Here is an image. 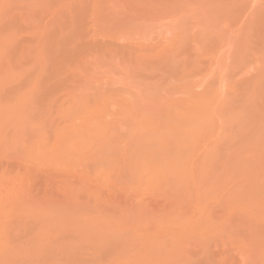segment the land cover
I'll use <instances>...</instances> for the list:
<instances>
[{"label": "rangeland", "instance_id": "1", "mask_svg": "<svg viewBox=\"0 0 264 264\" xmlns=\"http://www.w3.org/2000/svg\"><path fill=\"white\" fill-rule=\"evenodd\" d=\"M263 72L264 0H0V106L28 100L26 109L10 110L16 136L0 117V244L27 241L22 264H264ZM167 131L175 134L169 141ZM147 136L162 137L155 143L166 142L157 149L169 160V147L180 146L171 166L182 159L185 168L172 166L182 176L169 171L159 181L153 170L165 160ZM141 151L161 164L148 171L153 159ZM181 177L188 180L179 197ZM179 202L185 211L174 209ZM28 209L48 216L42 231L36 212V223L16 219V210ZM170 211L176 220L169 216L168 224ZM72 212L86 213L87 229L78 219L74 229L76 216L65 226ZM50 217L66 220L65 228ZM208 222L215 230H206ZM79 231L90 241H79ZM65 235L81 242L76 251Z\"/></svg>", "mask_w": 264, "mask_h": 264}, {"label": "bare ground", "instance_id": "2", "mask_svg": "<svg viewBox=\"0 0 264 264\" xmlns=\"http://www.w3.org/2000/svg\"><path fill=\"white\" fill-rule=\"evenodd\" d=\"M260 68H261V67H260ZM262 69H263V68H262ZM262 71H263V70H262ZM263 73H264V72H263ZM258 76H259V75H258ZM263 76H264V75H263ZM263 76H262V77H263ZM263 79H264V78H263ZM197 98L199 99L198 96H197ZM197 98L194 99L195 101H197V102H195V103H198L199 101H201V103L205 104V103H204L205 101H204L203 99H202V100H203L204 102H202V100H199V101H198ZM200 98H201V96H200ZM194 100H193V103H194ZM26 101H27V102H26ZM27 103H28V100H26V98H17L13 103L9 104L7 107H5V106H0V117H2V118L5 119V121H6V122H5V125H6V126H10V127L13 129V134L17 133V132L20 130V124L18 125V122L13 120V117H14L15 115L12 114V113L10 112V110H17L18 112H20V110H22L23 108H25V109L27 108V105H26ZM29 104H30V102H29ZM191 104H192V103H191ZM198 104L200 105V102H199ZM198 104H197V105H198ZM203 104H202V106H203ZM194 105H195V104H194ZM197 105H195V106H197ZM199 105H198L196 108H198V107H202V106H199ZM187 106H188V105H187ZM187 106H185L186 109H187ZM191 106H192V105H191ZM191 106L189 105L190 108H191ZM185 107L183 108V111H184ZM193 107H194V106H193ZM193 107H192V108H193ZM98 108H99V107H98ZM100 108H101V107H100ZM100 108H99V109H100ZM104 108H106V107H104ZM190 108H189V109H190ZM192 108H191V109H192ZM203 108H204V107H202V108H200V109L202 110ZM194 109H195V108H194ZM194 109H193V110H194ZM96 110H97V109H96ZM103 110H106V109H103ZM187 110H188V109H187ZM196 110H197V109H196ZM198 110H199V108H198ZM206 110H207V109H206ZM183 111H181L180 114H181V116H183V118L185 119V118H186V117H185V114L187 113V111H184V112H183ZM182 112H183V113L186 112V113L183 114ZM186 115H187V114H186ZM167 117H169V116H167ZM170 118H171V116H170ZM173 118H177V116H176V117H173ZM183 118H182V121H181V122L184 123ZM171 119H172V118H171ZM177 119H180V117H178ZM169 120H170V119H169ZM175 120H176V119H175ZM180 120H181V119H180ZM170 121H171V120H170ZM173 121H174V120H173ZM98 122H99V123H98ZM98 122H97V125L101 126V125H100V121H98ZM175 122H176V121H174V123H175ZM178 122H180V121H178ZM185 122H186V121H185ZM27 123L29 124V122H27ZM24 124L26 125V122H24ZM28 124H27V125H28ZM82 124H84V125L86 126L85 122H84V123L82 122ZM95 124H96V123H95ZM32 125H33V124H32ZM32 125H31V126H32ZM31 126H29V127H30L29 129H25V132H26V130H29V131L31 130V131H33V129H32ZM85 126H84V127H85ZM72 127L74 128V126H72ZM70 128H71V127H69L68 129H70ZM73 128H71V129H73ZM82 128H83V125H82V127H81V131H82V130H85L86 127H85L84 129H82ZM175 128H176V127H175ZM74 129H75V128H74ZM79 129H80V128H79ZM76 130H77V128L75 129V131H76ZM163 130H164V129L159 130V131H162V132H157V133H159V135H160V133H161V136H163V135H162V134H163ZM170 130H171V129H170ZM170 130H169V131H170ZM4 131L6 132V129H5ZM31 131H30V132H31ZM73 131H74V130H73ZM73 131H72V132H73ZM171 131H172V130H171ZM171 131H170V132H171ZM258 131H260L259 128H258ZM76 132H79V130H77ZM104 132H105V131H104ZM69 133H71V131H70ZM80 133H81V132H80ZM157 133H156V134H157ZM164 133H166V132H164ZM167 133H168V131H167ZM172 133H173V132H172ZM172 133H168L169 135L165 134V135H166V139H168V137L170 138L171 136L174 137V136L172 135ZM66 134H67V132H66ZM156 134H155V135H156ZM170 134H171V136H170ZM173 134H174V133H173ZM62 135H63V134H62ZM62 135L60 134L59 137H58L57 139L59 140L60 136H62ZM64 135H65V132H64ZM174 135H175V134H174ZM15 136H16V134H15ZM15 136L13 135L14 138H15ZM157 136H158V134H157ZM161 136H159V138H157L156 136H154V139H155V140H153V139H152L151 137H149V136H147V138L149 137L150 140L152 139V143H153V141H154V143H155V141L157 142L158 139H162ZM81 137H83V135H81ZM81 137H80V138H81ZM185 137H186V136H185ZM147 138H146V139H147ZM146 139H143L144 143H146V141H147ZM156 139H157V140H156ZM164 139H165V138H164ZM164 139H163L162 141H164ZM171 139H172V141L174 140L173 142L175 143L176 138H175V139H174V138H171ZM171 139H170V140H171ZM58 140H57V141H58ZM81 140H82V138L80 139V141H81ZM145 140H146V141H145ZM177 140H179V139H177ZM140 141H141V140H140ZM140 141H139V142H140ZM148 141H149V140H148ZM160 141H161V140H160ZM160 141H158L157 143L160 144V143H161ZM168 141H169V139H168ZM179 141H180V140H179ZM179 141H177L178 144H179L180 142H182V141L185 142L184 140H181L180 142H179ZM139 142H138V143H139ZM138 143H137L138 146H140V145L142 146V144H140V143L138 144ZM141 143H142V142H141ZM144 143H143V146L147 144V143H146V144H144ZM150 143H151V141H150ZM150 143L147 144L148 149H149V147H150ZM152 143H151V144H152ZM168 143H169L168 145H171L170 142H168ZM212 143H213V142H212ZM214 143H215V142H214ZM216 143H217V142H216ZM164 144L166 145V142H165ZM164 144H163V145L161 144L162 147L164 146ZM178 144L175 143V145H178ZM180 144H181V143H180ZM137 145L135 146V148L137 147L138 149L136 148V149H137L136 151H139V149L141 148V146H140V148H139ZM155 145H156V147H155L156 149L158 148V146L161 147V145H157L156 143H155ZM185 145H186L185 143H184V144L182 143L181 147H182V146L185 147ZM212 145H213V144H212ZM212 145H211V146H212ZM104 146H105V143H104ZM143 146H142L141 149H143V148L145 147V146H144V147H143ZM151 146H153V145H151ZM178 146H179V145H178ZM186 146H187V145H186ZM214 146H216V145H213V147H214ZM165 147H167V145H166ZM179 147H180V146H179ZM179 147H177V148H176V147H174V148L169 147V148H170V149H174V150L178 153V151H180V149L178 150ZM153 148H154V147H153ZM153 148H152V150L154 151L155 149H153ZM167 148H168V147H167ZM167 148H166V149H167ZM216 148H217V147H216ZM141 149H140V150H141ZM148 149H147V150H148ZM162 149L166 150L165 148H160V150H162ZM210 149H211V148H210ZM54 150H57V149H54ZM134 150H135V149H134ZM147 150H146V151H147ZM168 150H169V149H168ZM174 150H173V151H172V150H171V151L169 150L168 153H169V154H171V152L174 153V152H175ZM182 150H183V149H182ZM182 150H181V151H182ZM214 150H216V149H215V148H214L213 150L211 149V151H208V152H209V153H213V152H215ZM142 151H144V150H142ZM142 151H141L140 153H137V155H138V154H141V153L143 154ZM153 151H152V152H153ZM155 151L158 152L159 150L157 149V150H155ZM71 152H73V151H71ZM71 152H70V153H71ZM160 152H161V151H159L158 153L160 154ZM74 153H75V152H73V154H74ZM146 153L148 154V153H150V151H149V152H146ZM154 153H155V152H154ZM162 153H164V152H162ZM162 153H161L160 155H159V154H158V155L160 156V157H159L160 159L163 157V158H162L163 161L165 160V161L163 162L162 159H161V163H162V162L164 163V164L162 163V165H163L164 167L167 166L166 169H164V167H163L162 165H160V167L162 166V167H161L162 169H160V167H159V169H158V167L156 168L154 165H155V164L158 165L160 159L158 158V161L155 160V161H157L158 163H157V162H153V161H154V159H153L154 157L149 156V154H148V156H149L150 158L153 159V160H149V161H152V164H149L150 162H149V163H146V162H148V161H147V158H146V159L144 158V159L146 160L145 163L151 165L152 167L149 166V165H144V166H142L143 164L141 165L142 167H145L146 169H148V168L151 167V169H148V171H149V170L152 171V168H156V171H155V169H154L153 171H154L156 174L159 173L158 175H162V176H163V178H162V176H161V177H160L161 179H159V176L154 177V176L156 175V174L154 173V176H153L154 178H152V177L150 178V181L152 180L151 182H153V179L156 180V182L153 183V185L158 183V181H157L158 179H159V181H160V180H161V181L166 180V176H167V174L170 175V173H171V175H172L173 172H174L173 177L176 176L177 174H179V175H177V176H182V175L180 174L181 171L175 175V170L177 169V167H178L180 164H183V161H182V163L180 162L182 159H181L180 161L176 160V166H177V167H176L175 165H172V166H175V170H174V171L172 170V169H174V168H172V166H171V163H172V162H173L172 164L175 163L174 158H175L176 156H178L177 153H176V154L174 153L175 155H174L173 153L171 154L172 156H175L174 158L171 156V157H172V158H171L172 162H171V160L167 159V157H165V155H163ZM142 154H141V158L147 156L146 154H145V155H142ZM151 154H152V153H150V155H151ZM156 154H157V153H156ZM180 154H181V152H180ZM180 154H179V156H180ZM213 154H215V153H213ZM213 154H210V155H212V156H211V159L213 158ZM262 154H263V153H262ZM69 155H70V154H69ZM137 155H135L136 158H138ZM162 155H163V156H162ZM257 155H258V154H257ZM70 156H72V155H70ZM76 156H77V155H76ZM148 156H147V157H148ZM154 156H155V155H154ZM214 156H215V155H214ZM149 157H148V159H150ZM215 157H216V156H215ZM131 158H132V159H131ZM133 158H134V157H132V156L130 157V159L132 160V162H133ZM139 158H140V157H139ZM164 158H166L167 160L164 159ZM134 159H135V158H134ZM177 159H178V158H177ZM183 159H184V158H183ZM208 159H210V158H209V154H208ZM211 159L209 160V162H208V160H207L206 163L209 164L210 161H211ZM214 159H215V158H214ZM216 159H217V158H216ZM135 160L138 161L139 159H135ZM140 160H141V159H140ZM140 160H139V163H140ZM142 160H143V159H142ZM168 160H169V161H168ZM263 160H264V159H263ZM136 161H134V162H135V163H134L135 166H136ZM143 161H144V160H143ZM177 161L180 163L179 165H178ZM213 161H214V160H213ZM165 162H166V163L170 162V163H168V165H167V164H165ZM185 162H186V161H185ZM195 162H196V161H195ZM195 162L192 161V163H194V164H195ZM161 163H159V164H161ZM131 164H133V163L130 162V166H132ZM137 164H138V163H137ZM169 164H170V165H169ZM194 164H192V167H193ZM134 165H133L132 167H135ZM138 165H140V164H138ZM138 165H137V166H138ZM184 165H185V164H184ZM184 165H182L183 168H185ZM147 166H148V167H147ZM153 166H154V167H153ZM170 166H171V167H170ZM180 166H181V165H180ZM182 166H181L180 168H182ZM189 166H190V168L192 169L191 165H189ZM194 166H195V165H194ZM132 167H129V168H132ZM168 168H169V169H168ZM180 168H178V169L180 170ZM157 169H158V170H157ZM167 169H168V172H167ZM163 170H165V171H163ZM151 171H150V174L153 173V172H151ZM160 171H162L161 174H160ZM169 171H170V173H169ZM171 171H172V172H171ZM190 171H191V170H190ZM190 171H189V172H190ZM193 171H194V170H193ZM157 172H158V173H157ZM163 172H165V176H164V173H163ZM176 172H177V171H176ZM189 172H188V173H189ZM191 173H192V171H191ZM193 173H194V172H193ZM186 174H187V173H186ZM189 174H190V173H189ZM189 174H188V175H189ZM199 174H200V172H199ZM199 174H198V175H199ZM152 175H153V174H152ZM169 175H168V176H169ZM168 176H167V177H168ZM192 176L194 177V175H192ZM169 177H170V176H169ZM169 177H168V178H169ZM206 177H207V179L209 178L208 176H206ZM212 177H213V176H212ZM218 177H220V176H217V178H218ZM4 178H5V177H4ZM185 178L187 179V177H185ZM188 178H189V176H188ZM190 178H191V177H190ZM194 178H195V177H194ZM210 178H211V177H210ZM217 178H216V179H217ZM162 179H164V180H162ZM171 179H172V178H171ZM176 179H177V177H176ZM216 179H215V177H214V180H216ZM178 180H179V181L183 180L182 182H178V181H177V184L175 185V186H177V187L174 188V189H176V192H177V189H178V187H179V190H178V192H177V194L179 195L181 192H183V191H182L183 187L181 188V186H182V185L185 186V184H183V182L185 183L188 179L185 180L184 178L181 177L180 179L178 178ZM190 180H191V179H190ZM193 180H194V179H193ZM209 180H210V179H209ZM211 180H212V179H211ZM218 180H220V179H218ZM218 180H216V181H218ZM161 181H160V182H161ZM170 181H171V180H170ZM160 182H159V184H160ZM164 182H165V181H164ZM171 182H172V181H171ZM171 182H170V183H171ZM173 182H174V181H173ZM220 182H221V181H219V183H220ZM174 183H175V182H174ZM178 183H179V186H178ZM180 183H181V184H180ZM211 183H212V184H211V186L209 185V186H210L209 189H210V190H213V189H212L213 182L211 181ZM215 183H217V182H215ZM159 184H158V185H159ZM163 184H166V183H163ZM171 184H172V183H171ZM217 184H218V183H217ZM217 184H215V185H217ZM173 185H174V184H173ZM180 185H181V186H180ZM215 185L213 186V188L215 187ZM163 186H165V185H163ZM219 186H220V185H219ZM219 186H218V189L220 188ZM165 187H166V186H165ZM170 187H172V186H170ZM187 187L189 188V186H186L185 188H187ZM61 188H65V189H67L68 186H67V188H66L65 186H64V187H61ZM160 188H162V185L160 186ZM185 188H184V190L186 191ZM167 189H168V188H167ZM172 189H173V188H172ZM215 189H217V188H215ZM215 189H214V190H215ZM218 189H217V190H218ZM222 189H223V188H222ZM58 190H59V189H58ZM61 190L64 191V189H61ZM168 190L170 191V188H169ZM180 190H181V191H180ZM189 190H190V189H188L187 192H191V195H192V194H193L192 191H191V190L189 191ZM192 190H193V189H192ZM63 191H61V192L58 191V192L61 193V195H62ZM69 191H70V190H69ZM169 191H168V192H169ZM174 191H175V190H174ZM215 191H216V190H215ZM64 192H65V191H64ZM170 192L172 193L173 190L170 191ZM176 192H175V194H176ZM66 193H67V191H66ZM70 193H72V192L70 191ZM185 193H186V192H185ZM194 193L196 194V195H194V196L197 197L198 195H197V191H196V190H194ZM48 194H49V193H48ZM63 194H64V193H63ZM72 194H76V192L74 193V191H73ZM90 194H91V193H90ZM181 194H182V193H181ZM181 194H180V195H181ZM64 195H65V194H64ZM172 195H173V193H172ZM178 195H177V196H178ZM180 195H179V197H180ZM186 195H187V193H186ZM48 196H50V195H48ZM48 196H46V198H48ZM59 196H60V195H59ZM72 196H73V195H72ZM72 196H71V194H70V199H71ZM227 196H229V195H227ZM62 197H64V196H62ZM62 197H60V199H62ZM67 197H68V196H67ZM80 197H81V196H80ZM84 197H85V195H84ZM84 197H83V199H84ZM181 197H182V196H181ZM196 197H195V199H196ZM50 198H51V197H50ZM52 198H53V197H52ZM74 198L77 199V194H76V196H75ZM74 198H73V199H74ZM86 198H87V196H86ZM86 198H85L84 201L88 200V198H87V199H86ZM65 199H66L67 201H68V200L70 201V199H67V198H65ZM73 199H72V200H73ZM79 199H80V198H79ZM83 199H82V200H83ZM191 199L195 200V199L193 198V196H192ZM191 199H190V200H191ZM77 200H78V199H77ZM197 200H198V198H197ZM67 201H65L66 204H67ZM69 201H68V202H69ZM73 201L75 202V200H73ZM80 201H81V200H80ZM70 202H71V201H70ZM81 202H82V201H81ZM86 202H87V201H86ZM175 202H177V201H175ZM196 202H197V201H196ZM62 203H64V201H63ZM82 203H83V202H82ZM82 203H81V204H82ZM180 203H181V202H179L178 205H177V203H175L177 206L174 204V206H176V207H174V209L176 208V209L178 210L177 212L183 210L182 205H181ZM192 203H193L192 206L195 207V204H194L195 202L193 201ZM64 204H65V203H64ZM73 204H74V203H73ZM73 204H72V207H71V208L74 207ZM78 204H79V202H78ZM84 204H87V203L84 202ZM67 205H68V204H67ZM69 205H71V204H69ZM82 205H83V204H82ZM171 205H172V204H171ZM171 205H170V207H171ZM77 206H78V205H77ZM79 206H80V204H79ZM79 206H78V208H79ZM87 206H88V205H87ZM180 206H181V208H182L181 210H179V209H180ZM186 206H187V205H186ZM192 206H190V207L192 208ZM172 207H173V206H172ZM183 207H184V206H183ZM187 207H188V206H187ZM196 207L198 208V206H196ZM76 208H77V207H76ZM80 208H81V206H80ZM82 208H86L85 205H84V207H82ZM82 208H81V209H82ZM185 208H186V207H185ZM170 209H171V208H170ZM176 209H175V210H176ZM76 210H77V209H76ZM86 210H87V208H86ZM88 210H89V209H88ZM172 210H173V209H172ZM175 210H173V211H175ZM187 210H188V208H187ZM192 210H193V209H192ZM194 210H195V208H194ZM39 211H40V210H39ZM72 211H73V209H72ZM78 211H79V210H77L76 212L78 213ZM81 211H82V210H80V212H81ZM183 211H185V209H184ZM195 211H198V210L196 209ZM195 211H194V212H195ZM35 212H36V211H33L32 209H28V210H26V211L24 212V214H22L21 212H17V210H16V213H18L17 216H16V219L19 217V215H21L22 219L24 218V219H23V223L25 222L24 224H26V223L29 222V221H33V222L35 221L34 223H36V222H37V217H36V215L38 214V215H39V216H38L39 219H42V216H44V218H43V220H38V221H41V222H39L40 224H38V223H36V224L38 225V227H39V225H40V227H44V226L47 224L46 221H45L46 223L44 222V220H45V216H46V215L43 214V215L40 216L39 213L36 212V213H37V214H36ZM186 212H187V211H186ZM186 212H183V213H186ZM194 212H193V213H194ZM42 213H44V210H43V212H41V214H42ZM66 213H67V212H66ZM69 213H71V212H69ZM82 213H83V212H82ZM82 213L77 214V215H74V213L72 212L73 215L69 214V216L71 215L72 217H71V216H70V217L67 216V214L63 215L62 217L60 216V218H58V219H60V220L62 219V221H63V217L67 216V217H65V218H67V223L65 222L66 220H64V222H61V221L59 222V221L57 220V221H58V226L60 227V228L58 227V229H60L59 231H61V228H62V226H63L65 223H66L65 226L68 225V224H70V223H71L70 221H73L75 216H76L77 218H76V220H74L72 223H74L75 221L78 222V223L75 222V224H74V229H75V227H76L77 224H78V226H79V223H80L79 221H81V222L84 223L83 225H80L81 227H80V226H79V227H80L81 229H82V227L84 228V227H85V226H84V225H85V220L82 221V220H83L82 218H83V216H84L86 213L83 214V215H82ZM193 213H192V214H193ZM168 214H169V215H168ZM197 214H198V212H197ZM34 215H35V216H34ZM194 215H195V213H194ZM73 216H74V217H73ZM79 216H80L81 218H79ZM88 216H89V215H88ZM163 216H164V215H163ZM165 216H166V215H165ZM169 216H170V217H173V215L171 214V211H170L169 213H167V216H166V217H167L168 220H167L166 218H164V217H162L161 219H162V220H163V218L166 219V220L168 221V222H167V221H166V222H167L168 224H170V223H169V218H168ZM191 216H192V215H191ZM21 217H20V218H21ZM35 217H36V218H35ZM40 217H41V218H40ZM84 217H86V215H85ZM188 217H190V216H188ZM193 217H194V216H193ZM195 217H197V216L195 215ZM202 217H203V216H202ZM46 218H48V216H46ZM51 218H52V217H50L49 220H51ZM65 218H64V219H65ZM71 218H73V220H71ZM87 218H88V217H86V221H87L86 224H88V222H89ZM89 218H90V217H89ZM173 218L175 219V217H173ZM190 218L192 219V217H190ZM190 218H187V219L189 220ZM200 218H201V217H200ZM25 219H26V220H25ZM52 219H53V218H52ZM68 219H69V220H68ZM77 219H78L79 221H77ZM81 219H82V220H81ZM90 219H91V218H90ZM159 219H160V218H159ZM159 219H158V220H159ZM161 219H160V220H161ZM180 219H181V218H180ZM183 219H184V218H183ZM193 219H197V218H193ZM201 219H202V218H201ZM46 220H47V219H46ZM49 220H48V221H49ZM155 220H156V219H155ZM155 220H154V221H155ZM158 220H156V221H158ZM160 220H159V221H160ZM175 220H176V219H175ZM177 220H178V219H177ZM207 220H208V219H207ZM207 220H206V222L203 221L204 223H203V222H201V223H202V224H206V223H207ZM42 221H43V223H42ZM53 221H55V222L57 223L56 219H53V220L49 221V223H50V222L52 223ZM163 221H165V220H163ZM163 221H160V222L165 223V222H163ZM189 221H191V220H189ZM196 221H197V220H195V221H193V222H196ZM199 221H200V219H199ZM217 222H218V221H217ZM41 223H42V224H41ZM59 223H62V224H60L61 226L59 225ZM155 223H159V222H155ZM167 223H166V224H167ZM218 223H219V222H218ZM43 224H44V226H43ZM81 224H82V223H81ZM89 224H90V223H89ZM153 224H154V223H153ZM190 224H191V222H189V225H190ZM202 224H201V226H202ZM220 224H221V223H220ZM41 225H42V226H41ZM54 225H55V224H54ZM191 225H193V224H191ZM198 225H199V224H198ZM221 225L223 226V224H221ZM56 226H57V224H56ZM69 226H70V225H69ZM78 226H77V227H78ZM88 226H89V225H88ZM88 226H86V227H88ZM186 226H187V225H186ZM222 226H221V227H222ZM40 227H39L40 230L38 229L39 232L42 231V229H41ZM71 227H72V225L70 226V230H71ZM79 227L76 228L75 230H80ZM207 227H208V229H206L207 231H209L210 227H211V229L213 228V226H210L209 222H208V225H206V228H207ZM64 228H65V227H64ZM64 228H62V229H64ZM199 228H200V226H199ZM56 229H57V228H56ZM66 229L68 230L69 228L67 227ZM66 229H65V231H67ZM84 229H87V228H84ZM88 229H89V228H88ZM201 229H202L203 231H205V233H207L206 230H204V229H205V226L201 227ZM201 229H200V230H201ZM8 230H9V227H8ZM70 230H69V231H70ZM75 230H73V231H75ZM212 230H215V228H213ZM83 231H84V230H83ZM203 231H202V232H203ZM54 232L57 233L58 231H57V232L54 231ZM54 232H53V233H54ZM63 232H64V231H63ZM79 232H80V231H79ZM202 232H201V233H202ZM37 233H38V231H37ZM41 233H42V232H41ZM53 233H52V235L55 234V233H54V234H53ZM69 233H70V232H69ZM72 233H73V232H72ZM72 233L70 234V236L72 235ZM76 233L79 234L78 232H76ZM81 233H83V232H80V235H82ZM203 233H204V232H203ZM205 233H204V234H205ZM60 234H61V233H60ZM60 234H58V235H60ZM66 234H67V233H66ZM84 234H85V233H84ZM145 234H147V233H145ZM173 234H174V233H173ZM204 234L202 235V237L205 236ZM207 234L210 235V232H208ZM211 234H213V233H211ZM10 235H11V232H10ZM40 235H41V236H40ZM40 235H36V236H35L36 238H38V244L40 243V241L42 242L41 238L44 239V237H45L44 234H40ZM42 235H44V237H42ZM73 235H75V234L73 233ZM73 235H72V236H73ZM215 235H216V234H215ZM11 236H14V235H11ZM38 236H40L41 238L38 237ZM47 236L49 237V235H47ZM60 236H61V235H60ZM65 236H66V235H65ZM68 236H69V235H68ZM68 236H66V239H68V238H67ZM83 236L86 237L85 235L80 236V240H79V241H81V239H82L81 237H83ZM144 236H148V234H147V235H144ZM144 236H143V237H144ZM200 236H201V234H200ZM52 237H53V236H52ZM55 237H56V234H55ZM55 237H53V238L55 239ZM57 237H58V236H57ZM57 237H56V238H57ZM150 237H151V236H150ZM156 237H157V236H156ZM156 237H155V239H157ZM176 237H177V236L175 235L174 238L177 239ZM202 237H201V238H202ZM49 238H51V237H49ZM53 238H52V239H53ZM73 238H76V237H73ZM151 238H153V237H151ZM206 238H207V237H206ZM11 239H12L11 242L8 243V244H6V245H5V244H0V250H1V253H0V264H19V263L22 264V262H24V254L26 253V250H28V248H26V247H28V243H27V241H24V239L21 238V237H11ZM54 239H53V241H55ZM58 239H59V238H58ZM58 239H56V241H57ZM87 239H90V237L87 238ZM141 239H143V238H141ZM148 239H149V237H148ZM148 239H146V240H148ZM153 239H154V238H153ZM158 239H159V238H158ZM161 239H162V238H161ZM171 239L173 240V238H171ZM2 240H5V238H4V235H3V234H0V242H2ZM64 240H65V239H63V241H64ZM71 240H72V237H71ZM74 240H75V239H74ZM76 240L78 241V238H77ZM82 240H84V239H82ZM149 240H150V239H149ZM172 240H169V242H167V241H166V242L169 244L170 241H172ZM202 240H203V238H202ZM45 241H46V240H45ZM51 241H52V240H51ZM68 241H70V240L68 239ZM68 241H64V243H65V242H68ZM88 241H90V240H87V241L84 240V241H81V242L83 243V242H88ZM152 241H153V240H152ZM164 241H165V240H164ZM58 242H59V241H57V243H58ZM71 242L74 243V242H76V241H70L69 243H71ZM81 242H80V243H81ZM141 242H142V241H141ZM166 242H165V243H166ZM52 243H53V242H52ZM54 243H55V242H54ZM54 243H53V244H54ZM57 243H56V244H57ZM62 243H63V242H62ZM72 243H71V245L69 246V248H71V249H69V250H72L73 247L77 246V244H78L79 242H76V244L74 243L75 245L72 244ZM80 243H79V245H80ZM143 243H144V240H143ZM143 243H142V244H143ZM161 243H163V241H162ZM161 243H160V244H161ZM40 244H45V242L40 243ZM151 244H152V242H151ZM160 244H159V242H158V247H156V250H157V248L160 249L161 247L165 246L164 244H163V245L161 244L162 246H161ZM168 244H166V245H168ZM175 244H176V243H175ZM204 244H205V240L203 241V245H204ZM48 245H49V244H48ZM65 245H66V243H65ZM67 245H69V244H67ZM79 245H78L77 247H79ZM146 245L149 246V245L146 244V242H145V248H146ZM54 246H55V245H54ZM72 246H73V247H72ZM143 246H144V245H143ZM155 246H156V245H155ZM63 247H64V245H63ZM66 247H67V246H66ZM151 247H152V246H151ZM153 247H154V245H153ZM166 247L169 249V245L166 246ZM244 248L246 249V247H244ZM74 249H75V250H74ZM74 249H73V251H76V248H74ZM146 249H148V248H146ZM154 249H155V247H154L153 249L151 248V250H154ZM159 249H158L156 252H159ZM2 250H3V251H2ZM64 250H66V249L64 248ZM67 250H68V249H67ZM67 250L64 251V254H65V252H67ZM69 250H68V252H70V253L73 252V251H69ZM78 250H79V248H77V251H78ZM54 251H55V249H54ZM161 251H163V248H162ZM168 251H169V250H168ZM168 251L166 250V253H167ZM55 252H57V251H55ZM55 252H53V253H55ZM68 252H67V253H68ZM145 252H146V250H145ZM145 252H143V255H142V256H144V253H145ZM164 252H165V251H164ZM62 253H63V250H62ZM62 253H60V254H62ZM70 253H69V254H70ZM146 253H147V252H146ZM146 253H145V255H146ZM154 253H155V251H154ZM56 254H57V253H55V255L53 254V256H56ZM72 254H73V253H72ZM155 254H158V253H155ZM159 254H160V252H159ZM159 254H158V255H159ZM58 255H59V254H58ZM142 256H141V257H142ZM149 256H150V254H149ZM162 256H163V258H162ZM162 256H161V257L159 256V257L162 258V259L166 258V254H162ZM168 256H169V255H168ZM56 257H57V256H56ZM59 257H60V256H59ZM137 257H138V256H137ZM144 257H145V256H144ZM144 257H142L141 259L144 260V263H147L148 261L145 262L147 259H143ZM153 257H154V256H153ZM169 257H170V256H169ZM73 258H74V257H73ZM135 258H136V257H135ZM145 258H146V257H145ZM147 258H148V257H147ZM139 259H140V258H138V260H139ZM141 259H140V260H141ZM151 259H152V258H151ZM162 259H161V260H162ZM73 260H77V259H73ZM136 260H137V259H136ZM142 260H141V261H142ZM152 260L154 261V259H152ZM152 260H149L150 264H155L154 262H156V261L152 262ZM180 261H181V260H180ZM51 262H52V260H51ZM51 262H50V263H51ZM57 262H61V261H57ZM57 262L55 261L56 264H57ZM66 262H67V261H66ZM66 262L63 263V264H66ZM68 262H70V264H72V263H73V264H77V263H78V262H77V263H74V261L72 262V260H71V261H68ZM75 262H76V261H75ZM162 262H163V260H162ZM162 262H161V264H163ZM52 264H53V263H52ZM58 264H59V263H58ZM61 264H62V262H61ZM142 264H143V263H142ZM147 264H148V263H147ZM156 264H157V263H156ZM208 264H210V263H208Z\"/></svg>", "mask_w": 264, "mask_h": 264}]
</instances>
